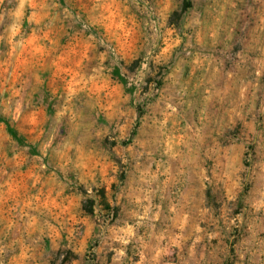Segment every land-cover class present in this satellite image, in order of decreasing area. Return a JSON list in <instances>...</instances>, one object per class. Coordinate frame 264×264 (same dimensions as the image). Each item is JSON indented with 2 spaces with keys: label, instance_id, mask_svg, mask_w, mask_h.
Instances as JSON below:
<instances>
[{
  "label": "clouds",
  "instance_id": "clouds-1",
  "mask_svg": "<svg viewBox=\"0 0 264 264\" xmlns=\"http://www.w3.org/2000/svg\"><path fill=\"white\" fill-rule=\"evenodd\" d=\"M0 264H264V0H0Z\"/></svg>",
  "mask_w": 264,
  "mask_h": 264
}]
</instances>
